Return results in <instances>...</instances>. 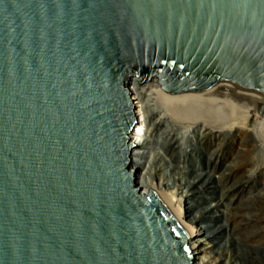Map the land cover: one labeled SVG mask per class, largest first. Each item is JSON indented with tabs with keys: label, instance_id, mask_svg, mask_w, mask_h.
<instances>
[{
	"label": "water",
	"instance_id": "1",
	"mask_svg": "<svg viewBox=\"0 0 264 264\" xmlns=\"http://www.w3.org/2000/svg\"><path fill=\"white\" fill-rule=\"evenodd\" d=\"M133 92L264 108V0H0V264H196Z\"/></svg>",
	"mask_w": 264,
	"mask_h": 264
},
{
	"label": "bare ground",
	"instance_id": "2",
	"mask_svg": "<svg viewBox=\"0 0 264 264\" xmlns=\"http://www.w3.org/2000/svg\"><path fill=\"white\" fill-rule=\"evenodd\" d=\"M133 95H135L136 103H138L137 114L139 120L132 132V140L136 142V146L132 149L133 159L130 165L136 170L137 182L143 191L153 190L157 192L181 224L186 232L187 244L191 249L193 261L196 264H216L221 260V257L216 253V247L219 246L215 240L216 236L219 235L221 239H225L228 242L233 240L231 232H227L228 234L224 235L219 234L221 232V227L218 225L219 217L227 218L230 216V205L237 201L235 196L239 192H230V190L229 194H223L221 192L219 197H215V199L210 196L214 199V207L211 208L208 204V207L204 208V214H196L195 209L199 208V205L202 204L203 192L208 187L215 188L214 184L209 185L210 183L205 181L208 178L210 182L213 181L212 183L218 184L222 189L238 183L236 179H238L240 171L238 170L239 172H236V169H245L244 174H249V176H255L258 173L264 175V108L259 103L248 100L230 104H217L206 100H191L170 94H139L133 92ZM154 106H160L162 109L161 115L159 114L160 117L156 116L158 120L160 119L158 123L163 121H170L179 125L190 123L191 126L188 127L189 135L198 140L199 138L203 140L208 136L216 135L215 133L217 132L225 135L228 133L237 134L241 131L251 136L258 135L263 140H261V143L259 142L260 144L257 143L258 138L253 144L249 142L242 144L240 142V145L237 142L236 152L229 155H226L224 152H215V150L212 153L209 151L207 155L209 161L211 157L218 155L224 161L223 168L218 169L216 164L213 165L212 163L211 171L203 169L202 175H197L198 181H190L188 179V190L178 187V190L170 193L168 192L171 188L170 179L168 181L165 179L167 178L165 177L167 173L160 172L159 179L156 181L155 178L151 177L152 173L148 171L149 162L148 160L145 161L147 158L144 160L146 152L143 148H145L146 139L152 135L153 124L156 119L155 115H157ZM222 146L223 144L220 141L217 147L221 148ZM152 149L154 148L152 147ZM152 153L154 152L151 151L150 154ZM157 153L163 157L162 153ZM147 154L146 157H149L150 155L147 156ZM215 159L217 160V158ZM233 180H236L234 184H232ZM259 181L260 186L264 190V176ZM200 192H202V195L200 194L202 198L198 197ZM233 196L235 200L232 199ZM255 209L256 211H250L246 215L247 220L251 224L244 223L240 229L243 228L247 233L249 232L254 243H259L260 236L264 237V209L259 206ZM255 226L259 227L254 228ZM231 251L229 252L230 254ZM255 256L248 258L247 256H240L237 253H233L232 258H227V262L228 264H264L259 262V259Z\"/></svg>",
	"mask_w": 264,
	"mask_h": 264
},
{
	"label": "rangeland",
	"instance_id": "3",
	"mask_svg": "<svg viewBox=\"0 0 264 264\" xmlns=\"http://www.w3.org/2000/svg\"><path fill=\"white\" fill-rule=\"evenodd\" d=\"M136 104L138 106V103ZM159 107L160 106L155 107V113L157 115H155L156 121L154 120V122L156 124L154 123L155 126L153 124L152 135L146 139L145 148H143L146 152L144 160L147 158L145 161L148 160L149 162L148 171L152 173L151 177L155 178L156 181L159 179L160 172L163 171V173H167V175H165L167 178L165 179L166 181L170 179L171 188L168 190L170 193L178 190V187L188 190V179L190 181H198L199 179L197 178V175H202L203 169H208L211 171L212 163L213 165L216 164L218 169L223 168L222 166H224V161L220 159L218 155H214L209 161L207 156L209 151L212 153V151L214 152L215 150V152H224L226 155H229L236 152L237 142H239V144L240 142L242 144H246L248 142L253 144L256 142L257 138V143H261V140H263L258 135L251 136L246 134L244 131H241L237 134L228 133L225 135L217 132L218 134L215 133L216 135L208 136L203 140H201L202 138H199L198 140L197 138L195 139V137L189 135L190 133L188 132V127L191 126L190 123H183L182 125L170 121L158 123L160 119L158 120V117L156 116L160 117L162 113V109ZM200 141L202 142L201 144ZM220 141L223 144L221 147L222 149L217 147ZM152 147L160 154L162 153L163 157H161L154 149H152ZM151 151L154 153L150 154ZM146 154L147 156L152 155V157H146ZM215 158H217V160ZM242 169H236V172L240 171V173L238 174V179H236L238 183L234 185L235 187L232 185H227L228 188L224 187L221 189L218 184L212 183L213 181L210 182L208 178V180L205 181L210 183L209 185L214 184L215 188L208 187V189L203 192L204 199L201 197L202 192H200L198 195V197L202 198V204L199 205V208L195 209V213L201 215L204 214V208L208 207V204L211 206V208L214 207V199L215 197H219L221 192H223V194H229V190L230 192H239L237 196H235L237 201L230 205V218L219 217L218 225L221 227H219L221 231L219 234L224 235L231 232V237L233 240L228 242L225 239H221L219 235L216 236L215 240L219 245L216 247V253H218V255L221 257V260L216 264H228L227 258H232L233 253H237L240 256H247L248 258L256 255L255 257L259 259V262L264 263V237L260 236V244L254 243L250 233H247L243 228L240 229L244 223L251 224V222H249L246 217L248 212L256 211L255 208L258 206L264 209V190L259 184V179H261L264 175L262 173H258L255 176H249V174H244L245 169H243V171ZM236 180H233L232 184H234ZM210 196L214 199H212ZM232 199L235 200L234 196ZM256 227L259 226H255L254 228ZM230 251L231 254L229 253Z\"/></svg>",
	"mask_w": 264,
	"mask_h": 264
}]
</instances>
